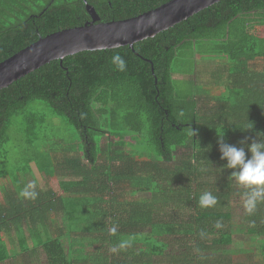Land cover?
<instances>
[{
	"label": "trees",
	"instance_id": "16d2710c",
	"mask_svg": "<svg viewBox=\"0 0 264 264\" xmlns=\"http://www.w3.org/2000/svg\"><path fill=\"white\" fill-rule=\"evenodd\" d=\"M169 1L86 0L98 23ZM89 21L83 0H0V63ZM116 54L124 71L112 63ZM198 55L224 58L227 67L214 68L209 84L195 68ZM16 119L25 136L14 164ZM257 132L264 133V0H222L133 49L84 51L25 74L0 89V264L14 260L9 238L19 255L39 249L46 264H156L158 257L264 264V202L246 213L248 189L218 143L240 147ZM126 136L138 149H127ZM34 171L62 178L59 192L38 187ZM29 183L35 199L21 195ZM204 192L217 204L201 207ZM234 234L260 244L235 250ZM122 241L129 244L119 248Z\"/></svg>",
	"mask_w": 264,
	"mask_h": 264
},
{
	"label": "water",
	"instance_id": "95a60500",
	"mask_svg": "<svg viewBox=\"0 0 264 264\" xmlns=\"http://www.w3.org/2000/svg\"><path fill=\"white\" fill-rule=\"evenodd\" d=\"M91 21L82 27L50 34L0 63V89L25 74L54 61L84 51L114 49L133 45L187 20L222 0H170L155 10L132 19L98 23L93 7L83 0Z\"/></svg>",
	"mask_w": 264,
	"mask_h": 264
},
{
	"label": "clouds",
	"instance_id": "9594fccd",
	"mask_svg": "<svg viewBox=\"0 0 264 264\" xmlns=\"http://www.w3.org/2000/svg\"><path fill=\"white\" fill-rule=\"evenodd\" d=\"M112 63L118 71L126 69V61L119 55H113ZM221 159L226 161V166L234 170L232 175L237 183L248 189L243 195V207L246 213H253L258 203L264 202V133H256V138L250 143L241 141L240 147L223 142V137H218ZM35 183H29L21 192L26 198L35 199ZM217 197L210 192H204L199 198L201 207H212L217 204ZM219 226V225H217ZM116 228L111 229L115 234ZM203 235V233H201ZM129 244L122 241L118 247L124 248Z\"/></svg>",
	"mask_w": 264,
	"mask_h": 264
},
{
	"label": "rangeland",
	"instance_id": "374dc122",
	"mask_svg": "<svg viewBox=\"0 0 264 264\" xmlns=\"http://www.w3.org/2000/svg\"><path fill=\"white\" fill-rule=\"evenodd\" d=\"M197 57H199V55L195 56V59H196L195 62L197 63L195 65V68L197 69L198 74L203 79L209 78L208 72L211 71L210 67H213V68L227 67L226 62H224L225 61L224 58H216L215 56H202L201 57V55H200V58H197ZM189 70H190V68H189ZM185 81H187L186 78L179 79V83L182 82L181 84H183V85L185 84ZM199 87H202L201 84L199 85ZM10 134L12 137V141L10 142V145H9L10 146L9 158L15 164L16 159L19 156L18 148L22 147L23 139L25 136L22 134V124L19 120L16 119L12 122V125L10 127ZM126 140L131 143V146L129 144L127 149H133V150L138 149V147H136L137 143H134V142L132 143L128 137L126 138ZM141 146L142 145L139 144V148H141ZM16 175H19V173L17 171H12V175L10 177V181L12 183L14 190L16 188L17 181H14L13 178ZM30 175L36 180L38 187H40L42 190H46L47 188H51V189L55 190L56 192H59L58 183L63 180L62 178L58 177V178H52L51 179V178L43 176V174H38L36 171H34L33 174H30ZM32 177H30V179ZM19 185L22 186L23 184L19 183ZM236 224H240L239 219L236 220ZM15 239L16 238H13L12 240H10V238L7 239L8 243L10 244V246H9L10 255L11 256L15 255V257H13L14 260L11 259L9 262H7L5 264H17L16 263L17 261H21V264H46V262L44 260V256L39 249L36 251L35 254L25 253V254L19 255L20 249H19L18 243ZM233 240H234V242L232 244V246H233L232 248L233 249L235 248V250H243L245 247H249L251 245L258 246L260 244V241H255L252 243L250 236L245 235V234H234ZM176 249L177 248H173L169 252L173 253L176 251ZM16 255H17V257H16ZM237 255L238 254H236L235 256H237ZM209 257L216 259L215 258L216 256L213 257V255H210L209 253H207L206 258H209ZM168 260H169L168 257H158L154 261L156 264H170ZM223 264H227V263H223Z\"/></svg>",
	"mask_w": 264,
	"mask_h": 264
},
{
	"label": "crops",
	"instance_id": "0c3cea01",
	"mask_svg": "<svg viewBox=\"0 0 264 264\" xmlns=\"http://www.w3.org/2000/svg\"><path fill=\"white\" fill-rule=\"evenodd\" d=\"M196 60V59H195ZM197 64V63H196ZM209 68V67H208ZM211 71L208 72L209 74V78L208 79H205L207 81V83H212V72L214 71V68L213 67H210ZM210 73H211V76H210Z\"/></svg>",
	"mask_w": 264,
	"mask_h": 264
}]
</instances>
